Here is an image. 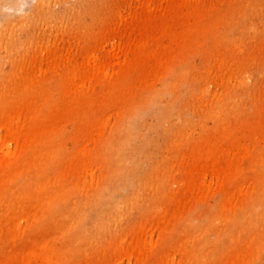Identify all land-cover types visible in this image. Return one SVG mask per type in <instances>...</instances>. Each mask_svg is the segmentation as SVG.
I'll list each match as a JSON object with an SVG mask.
<instances>
[{
	"label": "rangeland",
	"instance_id": "obj_1",
	"mask_svg": "<svg viewBox=\"0 0 264 264\" xmlns=\"http://www.w3.org/2000/svg\"><path fill=\"white\" fill-rule=\"evenodd\" d=\"M17 1L0 4V164L41 157L91 205L130 188L66 254L69 202L28 223L42 192L13 207L24 179L0 183V241L23 232L0 264H264V0Z\"/></svg>",
	"mask_w": 264,
	"mask_h": 264
},
{
	"label": "bare ground",
	"instance_id": "obj_2",
	"mask_svg": "<svg viewBox=\"0 0 264 264\" xmlns=\"http://www.w3.org/2000/svg\"><path fill=\"white\" fill-rule=\"evenodd\" d=\"M4 1L5 0H0V4L3 3ZM22 4L17 0H6L4 2V6L18 10H21ZM25 20L26 17H22V18L18 17L17 23L15 22L11 26L10 24L12 23H8V26L14 29L24 31L25 30L24 27L27 24ZM4 30L0 31V35L4 33ZM1 68H2V60L0 59V74L3 73ZM1 75L4 76L5 74H1ZM241 86L243 88L244 84L242 83ZM63 91L64 89L62 88V93ZM147 103H149V101ZM41 110H43V107L39 105L38 111ZM32 121H36V119L35 120L32 119ZM39 125L36 128L35 132L37 133H35V136L34 134H30V132L26 134V136L28 137L26 143L28 144L29 137L32 138L34 136L33 140L39 141L35 145L42 144V145H46V147L48 148H51V145L48 144H53L52 137H50L48 133L43 134L41 131L38 132V129L40 127ZM109 150L110 149L105 151V157L107 153H109ZM56 157L58 159L60 156H56ZM41 161H42L41 157L29 158V154L27 151L18 159L17 162L19 164L18 166H16V164L14 165L15 159H7L6 162L4 161L2 164H0V183H5L4 186H6V184H10V185L11 183L13 184L15 180L18 178L24 179V182L19 184V193H18L19 197L14 199V202L12 203L13 207L15 206V203L21 204V201L26 195L31 194L32 196L33 195L32 193L42 192V196L39 199L33 200V202H36L37 214L35 213L33 219L28 221V223H30L34 219H38V218L44 219L46 218V216L50 215L51 213L54 214L56 212L55 205L58 202L57 200H66L69 202L68 208L64 209V211L62 210L63 211L62 213L56 215L55 218L56 220L55 222L53 221L55 224L64 222L63 224H61L60 228L61 229L64 228L65 230L64 233L65 235H67L66 236L67 238L65 240L68 242H66L65 253L68 254L71 252L70 249L74 248L73 246H71L72 243L78 244V242L79 241L81 242L84 237L88 239L92 238L96 232L102 230L104 227H108L109 223L107 220V216L112 212V210H114V208L117 207V205L123 204L125 197L123 195L120 196L119 193L122 192L124 189L128 190L130 184L127 182V180L123 182L114 180L110 189L105 188L106 189L105 190L102 187L99 190V191L102 190L103 191L99 193L100 196H98L94 201H91L92 202L91 205L89 202L95 192L94 193L84 192L83 190L79 189L80 187L78 188L72 187L71 189L67 187L65 190H63V193L61 194L60 191L59 190L57 191L52 184L48 185L50 183L48 182L47 174H44V171L39 168L41 167L40 165ZM31 165H33V167H31ZM44 182H46L47 184L45 188L43 187ZM7 187H9V185H7ZM9 195L11 194L7 193L6 191L5 196L7 197ZM14 195L15 194H13V196ZM7 204L11 206L10 201H7ZM6 209H7L6 206H4L0 202V221L2 222L6 221L5 219ZM8 210L9 209H7V211ZM91 212H94L95 214H91ZM240 228L243 229V227ZM20 233L23 234V232H21L16 226L10 230H8V228L6 229L3 228L2 235L4 234L5 236H2L3 238L0 241V243L5 246H8L7 238H9L13 234L17 235ZM71 235L72 236L75 235L76 238L69 241V239H71ZM210 247L213 248L214 246L212 245Z\"/></svg>",
	"mask_w": 264,
	"mask_h": 264
}]
</instances>
